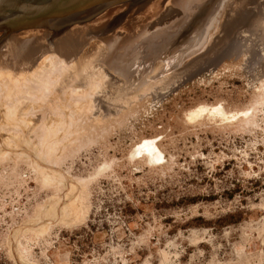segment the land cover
<instances>
[{
    "label": "rangeland",
    "instance_id": "374dc122",
    "mask_svg": "<svg viewBox=\"0 0 264 264\" xmlns=\"http://www.w3.org/2000/svg\"><path fill=\"white\" fill-rule=\"evenodd\" d=\"M199 4L215 18L207 40L173 64L187 44L177 20ZM132 14L108 39L51 50L122 74L127 91L69 93L53 74L45 103L0 97V264H264V43L251 33L264 0H152ZM171 38L166 58L140 61Z\"/></svg>",
    "mask_w": 264,
    "mask_h": 264
},
{
    "label": "water",
    "instance_id": "95a60500",
    "mask_svg": "<svg viewBox=\"0 0 264 264\" xmlns=\"http://www.w3.org/2000/svg\"><path fill=\"white\" fill-rule=\"evenodd\" d=\"M151 1L152 0H85V2L81 3L80 0H77L79 3L77 4L74 3L75 0H64V4L62 3L57 6L45 5L50 3L51 0L18 1L17 3H19L18 6H20V8L13 10L12 8L6 7L1 8V10L4 11L5 14L11 11L14 17L15 14L20 13L22 18L30 17L31 20L40 19L38 22L29 25L20 23L17 25L1 23L0 47L7 41V37L12 34L16 35L22 32L34 33L39 30L42 31H40L41 34L38 35L37 39L39 38L43 45L39 54L51 51L52 49L59 51L71 49L73 45L78 44L80 41L85 43L86 39L89 37L108 39L112 36L113 31L119 27L120 23L124 21L125 17H128L130 13L137 14L138 11L142 10ZM209 4L211 6L212 2L210 1ZM122 6L124 7L122 10L114 13L117 7ZM206 6L205 4H199L195 13H192L190 19L185 20L187 16V14H185V17H180V20H177L179 24H183V27L179 26L178 33L173 36L176 39L180 37H184V39L187 38V44L185 48L178 51L176 55L174 54L177 60L173 61V64H178L186 53L188 54L201 48L206 42L208 36V27L206 26L211 22V27L215 21V18L213 19V17H211L212 11L208 14L209 9ZM29 8L31 9L29 10ZM141 25L142 27L145 26V24ZM125 28L128 29L129 27ZM193 30H195L196 33L190 36L189 34ZM176 41L177 40L174 39L171 41L166 39L157 43L154 48L155 51H151L149 55L146 54L145 51L139 50L140 61H143L147 56L150 60L156 57L164 58L163 52H165L168 47H171V43H175ZM7 50L6 48L2 51L0 50V53H6ZM39 57L41 56L39 55ZM39 57H35V60Z\"/></svg>",
    "mask_w": 264,
    "mask_h": 264
},
{
    "label": "bare ground",
    "instance_id": "6f19581e",
    "mask_svg": "<svg viewBox=\"0 0 264 264\" xmlns=\"http://www.w3.org/2000/svg\"><path fill=\"white\" fill-rule=\"evenodd\" d=\"M18 1H24L25 0H0V24L3 23V24H14V25H17V24H26V25H29L31 23H35V22H38V19L36 20H31L30 17H25V18H22L20 15V13H17L15 14V17H14V14L10 11L9 13L5 14L4 11L1 10V8H6V7H9V8H12L13 10L15 9H18L20 8V6H18L19 3H17ZM81 3L85 2V0H80ZM23 2V3H24ZM31 2V1H29ZM52 2V3H51ZM50 3L48 4H45V5H49V6H57V5H61L64 0H51ZM22 3V4H23ZM74 3H77V0H75ZM237 3V2H236ZM6 4V5H4ZM64 4V3H63ZM3 6V7H2ZM23 6V5H22ZM31 8H29L30 10ZM3 12V13H2ZM171 13L170 11H168L164 17L168 16V15H172L169 14ZM13 14V15H12ZM245 14H243V17H238V18H233L230 23L232 24V21L234 22H242V21H249V19L247 18V16H244ZM254 21L251 20V22ZM211 24V22H209L207 24V26L209 27ZM2 27V26H0ZM257 28H260L258 31L259 32V41L260 43H264V21L263 20H259V19H256L254 21V26L252 28V32L251 33H255L257 31ZM247 29V28H246ZM243 30V29H242ZM256 30V31H255ZM40 31L42 30H39V31H35L34 33H29L31 35H34L33 37H31V39H29V41L25 42L23 44L22 47H20L19 45V42L20 41L19 39H17V36H15L14 34L10 35L7 37V41L2 45V48H1V51L3 50V48H10V50H7L6 53H0L1 58H0V75H5L6 78L5 80H2L0 81V87L2 89H0V97L4 100L6 99L7 101H15V97L17 94L19 93H28L30 91H32L31 93L33 92H39L37 95H36V101L37 102H41L43 101V103H45V100L47 98V96L49 94H52V91L50 89L53 88V82L51 81V78L53 77V74L55 75V77L58 78V81L56 82V85L58 84L59 87H62L65 92L66 91H69V93L71 91H73L74 89L78 88V87H81V86H84L82 83H84L85 85H87V88H86V91H84L85 93H87V91H93L95 89H99V91H101L100 93H102L103 91V88L105 85H108V86H116V87H119L120 90L119 92L121 93L122 91L121 90H125L127 91L128 90V87H130L131 85L127 84L126 82V79H125V76H123L122 74L120 73H116V72H110L104 65L100 64V63H97V64H90V61H76L74 59H70L68 58L69 56H61V55H58L57 53L53 52V51H50V52H43L42 54H39L41 49L43 48V45H42V41H40V39L36 37V35H39L41 34ZM249 31V30H248ZM246 33L247 31H241L240 34L242 33ZM44 33V31H43ZM244 33V34H245ZM248 33V32H247ZM246 33V34H247ZM243 35V34H242ZM250 35V34H249ZM43 36V35H42ZM240 37V36H238ZM255 37V36H254ZM30 38V37H29ZM236 39V38H235ZM257 40V39H256ZM24 42V41H23ZM36 43V44H35ZM259 43V44H260ZM17 44V49L16 47L13 48L14 45ZM234 45V44H233ZM228 46V45H227ZM13 48V49H11ZM152 48V47H151ZM233 48V47H232ZM21 49V50H20ZM223 49V48H222ZM227 49V48H226ZM261 49H262V54L264 56V44L261 45ZM225 50V49H224ZM151 51V49H150ZM230 51V50H228ZM233 51V50H232ZM5 52V51H4ZM235 52V51H234ZM68 53V52H67ZM221 53V52H220ZM232 53V52H231ZM223 54L224 51H223ZM237 54V53H236ZM39 55L41 57H39ZM226 55V54H225ZM234 55V54H233ZM232 55V56H233ZM39 57L37 60H35V57ZM223 56V55H222ZM262 56V57H263ZM235 57V56H234ZM209 60V59H208ZM207 60V61H208ZM211 60V59H210ZM221 60V59H220ZM234 60V59H233ZM212 61V60H211ZM215 61V60H214ZM263 62V61H262ZM211 63V62H210ZM91 65L92 66H95V68H93L94 70H96V73H94L93 71L91 72H88L86 74H83L82 69L85 70V69H92L91 68ZM261 64H259L260 66ZM59 69L61 72L58 71V73L56 74V72H54L55 69ZM201 68V67H200ZM199 68V69H200ZM261 69V68H260ZM198 70V69H197ZM262 70H264L262 68ZM194 72V71H193ZM14 73V75H13ZM194 74V73H193ZM190 75V74H189ZM264 76V75H263ZM174 77V76H173ZM176 79V78H175ZM174 79V80H175ZM74 81H77L79 82V84H76L74 83ZM164 81V80H163ZM162 81V82H163ZM171 81V80H170ZM161 82V83H162ZM23 83V84H22ZM31 83H34V85L32 86V88H27V87H24V88H19L21 89L20 90H17V91H13L14 89V86L18 85V84H21V85H30ZM166 82H164L165 84ZM154 84V83H153ZM167 84V83H166ZM156 85V84H155ZM168 85V84H167ZM153 86V85H152ZM170 86V85H169ZM17 87V86H16ZM15 87V88H16ZM157 87V86H156ZM163 87V85L161 86ZM44 88V89H43ZM158 88V87H157ZM168 88V86H167ZM54 89V88H53ZM160 89H163V88H160ZM25 90L27 92H25ZM43 90V91H42ZM151 90V89H150ZM155 90V89H154ZM109 92V91H108ZM141 92V91H140ZM139 92V93H140ZM153 92V91H152ZM155 92V91H154ZM159 92V91H157ZM110 95H111V91L109 92ZM138 93V94H139ZM147 93V92H146ZM103 94V93H102ZM156 94V93H154ZM140 95V94H139ZM93 96V94L91 95V97ZM144 96V95H143ZM96 97V96H95ZM146 97V96H145ZM139 98V97H138ZM138 98H137V101H138ZM20 99V98H19ZM97 100V99H96ZM135 100V99H134ZM143 100V99H142ZM20 100H18L19 102ZM85 101V103H89L91 104L93 102L92 98L90 100L86 99H78L76 102H73L74 104L75 103H79V102H83ZM86 101H89V102H86ZM131 102V101H130ZM140 102V101H139ZM96 103V102H95ZM14 104V105H13ZM94 105V104H93ZM128 105V104H127ZM132 105V104H130ZM134 105V104H133ZM119 106V105H118ZM107 107V106H106ZM105 107V108H106ZM112 107V106H111ZM128 107H132V106H128ZM138 107V106H136ZM14 108H15V102L12 103V106H9L6 108V114H10V113H14ZM101 108V107H99ZM108 108V107H107ZM113 108V107H112ZM119 108V107H118ZM117 108V109H118ZM48 109V108H47ZM114 109V108H113ZM122 109V108H121ZM49 110V109H48ZM115 110V109H114ZM216 110V109H215ZM50 111V110H49ZM54 111V110H53ZM52 111V112H53ZM81 111V110H80ZM95 111V109H94ZM102 111V110H101ZM117 111V110H116ZM123 111V110H121ZM51 112V113H52ZM64 112V111H63ZM88 112V111H87ZM98 112V110L96 111ZM100 112V111H99ZM119 112V110H118ZM126 112V111H125ZM214 112H217L214 111ZM220 112V111H218ZM217 112V113H218ZM91 113V112H90ZM101 113V112H100ZM124 113V111H123ZM49 114V113H48ZM75 114V113H74ZM73 114V115H74ZM89 114V113H87ZM117 114V113H116ZM120 114V112H119ZM220 114V113H219ZM51 115V114H50ZM54 115V114H53ZM56 115V114H55ZM66 115V114H65ZM72 115V116H73ZM82 115V113H81ZM84 115V114H83ZM90 115V114H89ZM95 115V113H94ZM97 115V114H96ZM124 115V114H123ZM213 115H215L213 113ZM103 116V115H102ZM117 116V115H116ZM65 117V116H64ZM75 117H76V114H75ZM95 117V116H93ZM113 117V116H111ZM62 118V117H61ZM81 118V116H80ZM84 118V117H83ZM100 118V116H99ZM117 118V117H116ZM54 119V118H53ZM72 119V118H70ZM69 119V120H70ZM75 119V118H74ZM52 120V119H51ZM87 121L85 119H82V121ZM111 121V119H109ZM114 120V119H112ZM14 121V120H13ZM62 121V120H61ZM83 121V122H84ZM15 122V121H14ZM57 122V121H56ZM60 122V121H59ZM72 122L74 123V120H72ZM88 122V121H87ZM107 122V121H106ZM81 123V122H80ZM108 123V122H107ZM66 124V123H65ZM68 124V122H67ZM69 124H71L69 122ZM78 124V123H77ZM74 125V124H73ZM79 125V124H78ZM83 125V124H82ZM71 126V125H70ZM80 126V125H79ZM72 127V126H71ZM70 127V128H71ZM83 127V126H81ZM93 127V126H91ZM76 128V127H74ZM73 128V129H74ZM80 130V127H78ZM97 128V127H96ZM3 129V128H2ZM72 129V128H71ZM70 129V130H71ZM72 129V130H73ZM82 129V128H81ZM92 129V128H91ZM91 129L89 131H91ZM69 130V131H70ZM77 130V131H78ZM84 130H86V128H84ZM83 130V131H84ZM82 131V132H83ZM94 132V131H92ZM79 133V132H77ZM88 133V132H87ZM90 133V132H89ZM75 134V132H74ZM144 145V144H143ZM142 146V145H141ZM147 153H150V155H152L154 158H158L160 159V156H161V153L159 152V150L156 148V145L154 144L153 141H148L147 143H145L144 145V148H143ZM143 150V151H144ZM141 151V150H140ZM162 157V156H161ZM153 160V159H151ZM156 160V159H155ZM81 222V221H80ZM74 224V223H73Z\"/></svg>",
    "mask_w": 264,
    "mask_h": 264
}]
</instances>
